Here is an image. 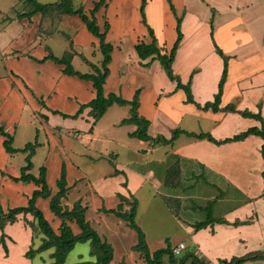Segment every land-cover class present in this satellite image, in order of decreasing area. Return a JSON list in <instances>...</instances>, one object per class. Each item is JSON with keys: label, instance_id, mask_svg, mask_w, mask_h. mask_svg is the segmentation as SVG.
I'll return each instance as SVG.
<instances>
[{"label": "crops", "instance_id": "0c3cea01", "mask_svg": "<svg viewBox=\"0 0 264 264\" xmlns=\"http://www.w3.org/2000/svg\"><path fill=\"white\" fill-rule=\"evenodd\" d=\"M17 1L23 7L18 16L26 17L38 29L35 38L25 37L27 28L32 25L18 20L8 24L0 32V126L13 137L14 142L18 141V126L23 123L25 116L27 118L28 105L31 104L35 121L44 120L48 133L53 135L68 131L69 136L87 142L89 153L77 166L78 169L74 168L72 162L69 167L67 165L66 182L69 191L62 200V206L72 209L80 201L82 206L87 207L86 219L90 222L85 197L80 195L73 204L67 201L71 194L70 188H76V181L86 180L90 189L83 194H96L99 198L112 200L115 207L106 210L117 209L122 204L120 196L128 200L123 202L125 212L131 210L134 200L137 201L136 222L145 234L151 253L167 248L170 242L171 249L184 243L187 248L183 254L194 249L195 255L207 264H220L223 260L229 262L233 258L250 255L249 259L258 257L256 253L264 250L262 138L250 136L242 142L217 146L207 140H197L181 134L169 145L144 142L130 137L137 129L135 125H120L130 117V106H112L94 126V119L90 116L91 108L85 109L76 120L64 118L63 114L75 115L80 104L91 102L96 97V91L92 82L64 75V66L51 60L37 62L51 54L46 52L41 37L46 33L49 36L55 34L51 29L48 31L42 27L43 21L47 14L58 15V12L37 13L27 17L25 14L30 9H27L25 0ZM165 1L160 3L150 0L145 14L149 26L155 32L159 48L162 52L169 53L174 40L169 48L160 41L165 34L161 23L167 15L171 20L173 14ZM177 1L180 5L175 2L173 5L180 10L179 17L183 18L181 29L184 37L172 66L174 74L183 84H187L192 78L191 89L195 102L203 106L214 101L224 69V61L216 53V44L229 57L221 108L234 105L238 111L261 113L264 119V0ZM136 6L141 14V0H136ZM12 10L15 11L16 7ZM112 10L115 11L113 15ZM107 12L110 13L108 20ZM5 13L8 14L7 11ZM96 17L102 31L106 21L110 24L107 41L114 46L104 94L107 96L113 93L131 101L137 91H140L139 114L150 121L148 134L154 140L159 137L170 140L173 132L180 130L193 134L208 133L215 140L222 141L250 128H261L259 121L244 118L237 113L205 112L194 104L186 103V93L177 89V83L168 78L159 61H152L148 67H143L142 63L147 64L151 59L142 62L134 47L139 42L150 43L152 40L144 25H138V33L133 32L127 22L129 10L124 4L106 0V5ZM71 21H76L77 29L73 37L70 35L69 49L63 55L68 51L72 52V64L80 56L90 71L82 74H91L93 69L84 59L101 66L103 55L100 41L76 17L62 15L61 23H67L71 27ZM140 21L142 22V17ZM157 27L160 34L157 33ZM128 36L133 38L132 41L125 39ZM79 46L88 50L89 57L80 51ZM42 95V100L38 99ZM36 99L41 100L44 105L36 103ZM52 111L60 114L55 115ZM31 123L37 127L35 122ZM23 124L26 125L27 122ZM76 134L79 136L76 137ZM4 141L5 137L0 136V204L4 212H8L10 209L27 207L34 192L41 187L33 182L13 180L21 177L28 155L8 153ZM24 144L26 146L28 142L24 141ZM25 146L17 145L14 148L23 149ZM37 150L38 148L32 158L33 168L30 174L36 167ZM42 167L47 169L46 181L53 197L59 191L58 187L54 190L59 179L53 177L49 181V166ZM81 167L85 169V173L79 170ZM170 169L174 173L171 177L168 176ZM71 170L72 180L69 177ZM76 173L78 175L75 176ZM187 183L190 187H187ZM208 189L218 190L220 194L209 196L206 194ZM163 190L169 192L162 193ZM190 190L194 192V196L188 195ZM155 194L163 197L160 203L166 207L169 215L165 224L157 221V210L152 208L157 200ZM96 196L94 195L95 213L99 217L97 224L109 235L122 234L116 226H110L102 218L105 214ZM202 201H207V204L214 201L213 218L227 223H216L195 231L194 224L206 218L199 219L205 213L201 209L207 206L198 203ZM47 205L50 208V198L40 197L36 200V207L44 211L45 218L59 234L62 220L54 214L52 217ZM146 213L148 220L143 223L141 219ZM120 221L128 226L127 222ZM236 222L242 224L234 226ZM68 224L74 234H80L81 230L76 223ZM32 225L36 226V221L31 214H20L16 222L6 225L4 234L8 253L0 245V264H34L36 256L46 252L37 254L33 259L26 257L31 248L39 249L46 238L40 230H33ZM93 226L91 224L95 230ZM134 233L132 236L137 237L136 232ZM1 236L0 231V239ZM137 243L132 245V249ZM50 250H53L49 254L52 258L55 249L47 251ZM135 253V264H146L140 253ZM92 257L97 260L96 256ZM167 258H164L163 264ZM111 264H116L114 259ZM245 264H264V260H251Z\"/></svg>", "mask_w": 264, "mask_h": 264}, {"label": "trees", "instance_id": "16d2710c", "mask_svg": "<svg viewBox=\"0 0 264 264\" xmlns=\"http://www.w3.org/2000/svg\"><path fill=\"white\" fill-rule=\"evenodd\" d=\"M26 4L30 6V11L25 14L27 17H31L37 13L47 14L51 11H57L61 15H70V16H78L82 23L86 26L87 30L100 41V51L103 55V61L101 66H97L91 62H88L84 59L89 66L93 69V73L91 74H82L74 69L72 64L73 53L66 52V54L62 58L55 57L52 53L49 56L45 57L43 60L37 61L38 63H44L46 61H53L54 63L64 66L63 74L67 76H75L82 80H88L92 82L93 87L96 91V97L89 102L88 104L82 105L80 110L72 116L62 115L64 118L78 119L80 115L84 112L85 109L91 108L90 116L94 119L93 126L106 114V112L114 105L119 106H130V117L124 119L120 125H128L132 124L137 127L136 131L130 134L131 138L138 139L144 142L153 141L155 144L164 143V144H173L181 134H185L190 138H194L197 140H207L209 142L214 143L217 146H221L228 143L233 142H242L246 140L250 136H258L261 137L264 141V119L261 113L254 114L248 110L238 111L236 110L234 105H229L224 108H221V100L224 93L225 83L228 77V62L229 57L225 56L222 50L215 44L216 53L223 59L224 61V69L222 73V77L220 79L218 85V93L214 97V101H210L205 103L203 106L195 102L192 89L191 82L192 78L187 84H183L180 81V78L174 74L173 71V63L175 61L176 53L179 49V46L183 40V32L181 29L182 26V17H178L175 13V9L173 5H170L172 12L176 15V32H177V40L172 46L170 52H162V50L158 46V40L155 36L154 30L149 26L147 22V18L145 15V8L147 6V0H141L140 13L142 17V24L145 25L148 29L149 36L151 38L150 43L139 42L135 45V50L140 58V60L146 61L151 59V61L147 64H143V67H148L152 61H159L162 65L166 75L172 82L177 83V89H181L186 93L187 100L186 103L194 104L199 110L202 111H212V112H225V113H237L244 118L254 119L261 123V128L254 127L250 128L245 132H242L238 135H235L232 138H227L222 141L215 140L212 135L208 133L202 134H193L185 131L175 130L173 132V136L170 140L165 139L164 137H159L154 140L149 134L148 130L151 125L150 121L143 118L139 114L140 108V100L139 95L140 91H137L134 98L131 101L124 100L123 98L111 93L109 95L104 94V84L107 78L110 75L109 64L112 61V53L114 51V46L107 41V34L110 30V24L106 21L104 30L102 31L100 26L98 25V20L96 14L100 11V9L106 5V0H100L95 4V7L87 12L85 9H75L73 7L71 0H60V2L54 4H41L36 0H25ZM195 74V72H194ZM53 114H60L57 111H52ZM93 129V128H92ZM91 129V131H92ZM0 136L5 137L4 147L6 151L10 154L17 153H26L28 156L26 158V166L22 168V174L20 178H13L15 182H24L30 183L33 182L37 186L41 187L40 190L34 192L32 199L29 202L27 207H19L10 209L8 212H4L1 204H0V231L2 232V236L0 239V245L4 248L6 253H8V248L5 243L6 236L4 234V229L7 224L14 223L17 220V216L20 214H31L36 221V226L32 225V229L40 230L41 233L46 237L43 241V244L39 249L35 250L31 248L27 253L26 257L28 259H33L35 256L41 252L47 251L51 248L55 249V253L52 255V258L55 259L53 264H63L65 262L67 254L74 249L76 244L78 243H86L91 242L92 244V256H96V262H80L77 264H111L114 259V251L113 247L107 243L103 242L100 238L99 234L91 227V224L86 219V211L87 207L82 206L81 202L78 201L74 204L72 209L64 208L62 206V200L67 197L69 189L67 188L66 176L63 170L61 178L57 182V187L59 189L58 193L52 197L51 191L49 189L48 183L46 181V172L47 169L45 167L40 168V176L37 178L30 174V171L33 168L32 158L36 153V149L39 147V143L36 140L33 143H28L23 149H15L13 147L14 139L11 135L5 132L4 128L0 126ZM262 157L264 159V143L261 149ZM174 174L173 170L170 169L169 175ZM263 179H264V171H263ZM168 184V183H166ZM49 199L50 198V209L53 214L62 220L61 226L59 228V234H57L52 228L51 224L45 218L43 212L36 207V200L38 198ZM264 198V193L262 195ZM122 204L118 206L117 209L111 210H103L106 214H113L121 220L128 223V226L133 229L138 237V243L134 246V251L140 253V256L145 261L146 264H163V260L165 257H168L169 264H207L205 260L197 257L195 255L194 249L187 250L181 256H176L173 254V249L168 245L165 249L157 250L154 253H151L146 242V237L142 229L138 226L136 222V212L138 203L136 200L131 204V210L125 212L123 210V202H127L128 200L120 196ZM214 201L208 202L205 208L201 210L205 212V220L197 222L194 224L193 228L195 231H200L204 228L209 227L210 225L218 224H226L227 222L224 220H218L213 218V205ZM68 222L76 223L80 228V234H74ZM242 223L236 222L234 226H238ZM262 254V255H260ZM253 255V254H252ZM256 255L258 257L249 259L250 256L242 257V258H233L229 262L226 260L220 261V264H245L248 261L255 260H264V250L262 252H257ZM127 264V263H122Z\"/></svg>", "mask_w": 264, "mask_h": 264}, {"label": "rangeland", "instance_id": "374dc122", "mask_svg": "<svg viewBox=\"0 0 264 264\" xmlns=\"http://www.w3.org/2000/svg\"><path fill=\"white\" fill-rule=\"evenodd\" d=\"M37 1L42 4H54V3L60 2V0H37ZM71 1L75 9L83 8L86 10L87 9L91 10L95 7V4L99 2L100 0H71ZM149 1L150 0H147V4ZM153 1H156V0H153ZM157 1H159L160 3L163 2V0H157ZM113 2L115 3L119 2L120 4H124L127 7V9L129 10V19H127V22L129 26L133 29V32L135 34L138 33V25L143 26V24L140 21L141 14H139V7L137 8L136 6V0H113ZM173 2L180 5V2H178L177 0H172V2L171 1L166 2V4L170 8V5L171 4L173 5ZM14 6L16 7L15 11L12 10ZM173 7L175 9V13L177 14V16L178 17L181 16L180 13H178L180 12V10L177 9V7H175L174 5ZM27 9H31L30 6L27 5ZM0 10H2L0 11V32L6 26H8V24L16 22L18 20L20 21L23 20V22H27L32 25L30 28H27V31L24 34V36L25 37L32 36L33 38L36 37V31L38 28H36L28 19H26V17L20 18L18 16L19 13L23 11V7L21 4L18 3L17 0H0ZM5 11H7L8 14H6ZM113 12L115 11L112 10V15H113ZM57 14L58 15L56 14L51 15V13L47 14L43 21V25H42V27H45L46 30L50 31L51 29V31L55 32V34L53 36H49L48 33H46L45 36L43 35L41 37L43 40L42 39L40 40H42V43L44 45L46 52L54 53V55H56L57 57H62L64 56L63 55L64 51L69 49V43H70L69 37L70 35L73 37V34L77 29V26H75L76 21H71L72 22L71 27L67 23H61L62 15L59 13ZM109 15L110 13L107 12L106 20H108ZM73 17H76L78 22L82 23V21L79 19L78 16H73ZM114 18H116V16ZM175 25H176V15L174 13L172 14L171 20L169 19L167 15L166 17H164L161 23V26L163 27L165 34H164V38H161L162 40L160 41L167 48H169L170 45H172L177 40V38L175 39V35H177ZM157 33L160 34V29L158 27H157ZM125 39L128 41H132L133 38L128 36V38H125ZM173 40L174 42L171 44ZM79 49L82 53L87 55V51H88L87 49H85L83 46H79ZM31 59H33L34 61L36 60L32 57ZM73 66L77 71L81 73L90 72L87 69V65L83 62L80 56L75 60V63H73ZM71 77H75V76H71ZM80 80L85 81V82H90L88 80H82V79ZM43 97L44 95L38 97V99L41 98L42 100ZM41 100L36 99L35 101L36 103L38 104L40 103L43 106L44 104L42 103ZM82 105L83 104H80V108ZM28 107H29L28 113L26 114L27 118L25 116L23 119V123L27 122V124L24 125L22 123L20 126L17 125L18 130H19L18 131L19 139L18 141L13 142V147H16L17 145L19 147L25 146L24 141L28 143H33L36 140L39 141L40 146L38 147V150H37L38 155L35 160L36 167L32 171V174L35 175L36 177H39L40 172H41L40 168L42 166H49V169H50L49 181L52 180L53 177L55 179L57 178L60 179L63 170L67 178V175H68L67 165L69 167L70 163L72 162V164L75 165L74 168H77V166L80 165L83 159L86 158L85 155L89 153L88 146L86 145L87 142L81 139H76V138L69 136L68 131L64 133L57 132V133H54L53 135L48 133L49 130H48V127L45 121L44 120L35 121L34 112L30 108L31 104H29ZM31 121L35 122L34 124H36L37 127H34ZM79 170L82 173L86 172L85 169L82 167ZM76 175L78 174L76 173L75 176ZM69 177H71V180H72V177H73L72 170L69 173ZM79 181H76V188L74 190L70 188L71 194H69L67 201L73 204L76 201V198L79 197L80 195L85 197L87 200L88 206H89V210L87 213L88 219L90 220L91 224L94 225L93 227L95 228V230L98 231L102 240L104 242L109 243L113 247L115 263L117 264V263L126 262L130 264H135L137 261V258H135V255H137V253H135V251L132 249V245L138 242L137 237H135L136 236L134 233L135 231L131 229L129 226L125 225V223H122V221H120V219L117 218L115 215L113 214L108 215L103 212L105 215L102 218L107 221L106 223L110 224V226L112 227L116 226L122 234L117 233L115 236H113V235H109L108 233H106L105 229H102L97 224L99 222V217L95 213L96 209H95V203H94L95 202L94 195L96 196V194H83V193H88L90 188L87 187L88 185H87L86 180H81L80 182ZM192 184L194 183H191V185ZM186 185L188 187L190 184L187 183ZM56 187L57 186L55 185L54 190H56ZM167 191L169 192V190ZM167 191L163 190L162 193H166ZM78 193H81V194H78ZM206 194L210 196L211 194H220V192L218 190L213 191L212 189H208L206 190ZM92 195H93V198H92ZM155 195H157V200H156V204L152 208L153 209L156 208L157 210V221L165 224L169 215L167 211L165 210L166 207L164 205L162 206L160 203L163 197L161 196V194H155ZM188 195L194 196V192L190 190V192H188ZM95 198L99 202L100 206H102L103 208L102 210H105L107 208L109 209L110 207H115L114 203L112 202L110 198L102 199L97 196ZM198 203L201 206L207 205V201H202ZM47 207L49 209L51 216L54 217L53 212H51V209L49 208L48 205ZM41 211L44 212L43 210ZM203 218H205V213H202L199 219H203ZM141 220L143 223H147L148 213L143 215ZM118 222H121L120 225H116ZM169 231L171 232V228L169 229ZM132 233H134L135 236L134 235L132 236ZM134 238H135V242H134ZM168 245H170V242H168ZM92 249L93 247H92L91 242L76 244L74 249L71 250L67 254L65 262L63 264H77L80 262H96V258L91 256ZM52 251L53 250L46 251L42 253L40 256L39 255L36 256V258L34 259V264L53 263L54 260L49 255L52 253ZM182 254H183V251L181 255ZM42 258L44 260H42ZM165 260L166 262L164 264H169L168 258Z\"/></svg>", "mask_w": 264, "mask_h": 264}, {"label": "built area", "instance_id": "2783aa9c", "mask_svg": "<svg viewBox=\"0 0 264 264\" xmlns=\"http://www.w3.org/2000/svg\"><path fill=\"white\" fill-rule=\"evenodd\" d=\"M79 135L76 134V137H78ZM187 248V246L184 243H180L179 245H177L176 247L173 248V254L176 256H180L182 251H184Z\"/></svg>", "mask_w": 264, "mask_h": 264}]
</instances>
